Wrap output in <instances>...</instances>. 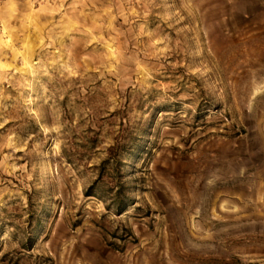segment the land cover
<instances>
[{"label":"rangeland","instance_id":"374dc122","mask_svg":"<svg viewBox=\"0 0 264 264\" xmlns=\"http://www.w3.org/2000/svg\"><path fill=\"white\" fill-rule=\"evenodd\" d=\"M0 264H264V0H0Z\"/></svg>","mask_w":264,"mask_h":264}]
</instances>
